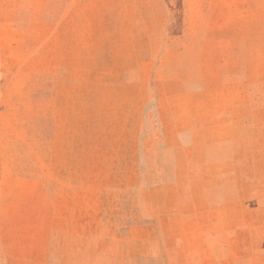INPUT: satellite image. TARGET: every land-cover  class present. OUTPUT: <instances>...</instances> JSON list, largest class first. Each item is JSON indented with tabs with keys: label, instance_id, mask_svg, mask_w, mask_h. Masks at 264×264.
I'll use <instances>...</instances> for the list:
<instances>
[{
	"label": "rangeland",
	"instance_id": "obj_1",
	"mask_svg": "<svg viewBox=\"0 0 264 264\" xmlns=\"http://www.w3.org/2000/svg\"><path fill=\"white\" fill-rule=\"evenodd\" d=\"M0 264H264V0H0Z\"/></svg>",
	"mask_w": 264,
	"mask_h": 264
}]
</instances>
